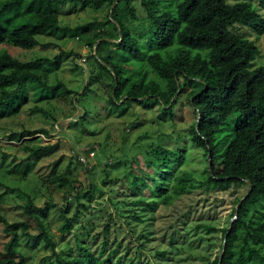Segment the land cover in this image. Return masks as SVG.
<instances>
[{"label": "rangeland", "instance_id": "374dc122", "mask_svg": "<svg viewBox=\"0 0 264 264\" xmlns=\"http://www.w3.org/2000/svg\"><path fill=\"white\" fill-rule=\"evenodd\" d=\"M31 1L0 0V20L20 13L29 17L36 10H28ZM244 1L258 6L256 0ZM114 4L131 39L147 54L152 51L151 17L165 15L169 29L175 28L169 16H175L174 0H118L99 10L76 1L50 6L60 26L86 27L84 36L63 40L38 36L40 46L22 50L7 34L0 45V52L33 62L31 69L47 85L59 83L71 91L39 100L45 93L37 80H29L27 88L21 86L13 96L0 89V96L10 99L7 112H12L0 117V215L10 224L29 225L27 231L17 232L16 249L24 254L25 264H73L84 249L95 257L110 255L121 264H264V220L258 213H264V199L249 207L236 234L223 232L234 221L237 203L248 188L230 184L220 190L207 185L213 162L205 149L192 144L191 131L199 122L196 107L218 102V94L214 88L193 96L186 88L179 94L176 84L185 83L194 57L178 44L175 33L171 44L159 51L176 69L170 71L171 85L159 78L164 75L160 70L155 74L144 62H130L119 51L110 56L126 70L122 77L129 83L124 93L143 75L162 89L167 85L168 98H177L170 113L153 101L110 108L111 81L98 76L95 46L92 50L86 42L96 33L109 34L104 23ZM258 12L264 17V7ZM230 31L257 47L249 69L264 65V35L239 25ZM230 104L233 113L214 135L217 154L241 137L242 125L234 129L229 121L251 123L264 111L262 104L240 118L237 97H231ZM35 106L45 113H33ZM42 146L53 149L34 152ZM162 149L179 153L165 155ZM78 155L88 160L91 170ZM26 203L42 220L53 247L37 239L39 229L24 210ZM67 221L72 229L60 233ZM3 229L0 223V257L12 237Z\"/></svg>", "mask_w": 264, "mask_h": 264}, {"label": "trees", "instance_id": "16d2710c", "mask_svg": "<svg viewBox=\"0 0 264 264\" xmlns=\"http://www.w3.org/2000/svg\"><path fill=\"white\" fill-rule=\"evenodd\" d=\"M76 1L93 10H99L105 4L111 6L115 2V0H32L27 8L30 10L36 7V10L29 17L26 13H20L19 17H5L3 21L0 20V45L7 39V34L9 39H12L13 46L22 50H31L40 46L38 36L55 37L57 40L84 36L86 27L60 26L56 11L50 6ZM256 1L258 6L244 0L234 3H230L229 0H174L175 16L169 15L173 19L174 30L169 29L165 15L151 17L154 31L150 41L152 51L149 54L142 45L131 39L116 13L115 8L118 4H114L110 16H107L104 23L110 30L109 34L96 33L86 42L92 50L95 46L94 60L101 71V73L98 71V76L101 79L106 77L111 81L110 88L113 93L108 98V104L113 110L118 109L122 104L136 102L147 106L153 101L155 104L163 105L164 112L170 113L177 99L168 98L167 85L162 89L156 82L147 81L145 75L135 81L138 83L131 85L124 93L129 79L122 77L126 70L110 60L113 52L119 51L121 56H125L130 62H144L155 74L159 72L156 69L160 70L164 75L163 78H159L170 85L168 78L173 76L170 71L174 67L172 63L166 62V56L160 55L159 51L171 44L174 33L182 49L188 52L189 57H194L191 72L184 75L185 83L176 84V87L179 94L185 92L186 88H191L192 96L202 90L213 88L218 94V102L196 107L195 112L199 115V122L191 131L192 144L205 149L213 162V165H209L210 175L207 185H210L209 188L220 190H225L230 184L248 188L242 200L237 203L234 221L227 231L223 230L224 233L228 232L231 235L236 234L244 223L249 207L264 199V111L251 123L244 124L238 118L229 121V127L234 129L242 125L240 139L225 146L218 154L213 145L217 128L220 125L226 126L223 120H227L233 113L231 97H237V105L242 111L240 118L243 113L253 112L264 104V65L249 69L250 62L259 51L252 41L236 36L230 31L232 26L239 25L251 30L256 36L264 35V17L258 12V8L264 7V0ZM44 5L49 8L41 9ZM33 64V62L18 61L6 51L0 52V89L10 96L12 93L17 94L21 86L27 88L26 84L29 80H37L45 93V96H41L39 100H53L60 95L70 94L71 91L61 84L49 86L38 78L36 75L38 71L31 69ZM123 97L125 100L121 101ZM9 100L0 96V117L12 114L6 110L10 105ZM189 105L192 106L191 102ZM32 112L45 113L37 106L32 108ZM52 149L53 146H42L37 147L34 152L46 153ZM161 151L162 154L172 156L179 153L165 149ZM82 165L88 170L92 169V166ZM218 167L221 171L216 172ZM163 169L162 178L165 179L166 167ZM30 204L26 203L24 210L34 219L39 229L37 239L53 247L54 243L47 236L42 220L28 210ZM258 213L264 220V213ZM0 223L4 225V233L12 236L0 257V264H25L24 254L16 249L17 232L27 231L29 225L26 222L10 224L1 215ZM71 229L67 221L59 227V232L65 233ZM84 252L82 257L74 259L73 264H121L119 261L114 262L110 255L102 258L95 257L87 249H84Z\"/></svg>", "mask_w": 264, "mask_h": 264}, {"label": "built area", "instance_id": "2783aa9c", "mask_svg": "<svg viewBox=\"0 0 264 264\" xmlns=\"http://www.w3.org/2000/svg\"><path fill=\"white\" fill-rule=\"evenodd\" d=\"M92 155H93V153H91L90 156H92ZM77 158H78V161H79L80 163L84 164V165H86L87 162H88V160H87L86 158H84L82 155H78Z\"/></svg>", "mask_w": 264, "mask_h": 264}, {"label": "water", "instance_id": "95a60500", "mask_svg": "<svg viewBox=\"0 0 264 264\" xmlns=\"http://www.w3.org/2000/svg\"><path fill=\"white\" fill-rule=\"evenodd\" d=\"M116 1H118V0H115V2H116ZM115 2H114V3H115ZM94 54H95V51H94Z\"/></svg>", "mask_w": 264, "mask_h": 264}]
</instances>
